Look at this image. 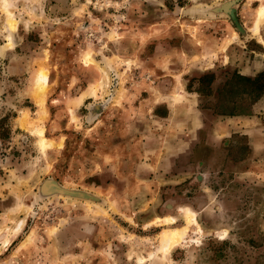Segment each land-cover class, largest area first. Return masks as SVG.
<instances>
[{"label": "rangeland", "instance_id": "374dc122", "mask_svg": "<svg viewBox=\"0 0 264 264\" xmlns=\"http://www.w3.org/2000/svg\"><path fill=\"white\" fill-rule=\"evenodd\" d=\"M261 7L0 0V264H264V161L236 177L247 138L197 131L263 95L215 65Z\"/></svg>", "mask_w": 264, "mask_h": 264}, {"label": "crops", "instance_id": "0c3cea01", "mask_svg": "<svg viewBox=\"0 0 264 264\" xmlns=\"http://www.w3.org/2000/svg\"><path fill=\"white\" fill-rule=\"evenodd\" d=\"M254 39L250 38L248 40L247 48H240V46L234 45L226 53V56L223 53L220 57V65L217 64L218 62L215 63L217 69L221 70V72L224 70L231 71L232 73L237 72L247 79H255L258 76L264 75V41L258 36H255ZM209 69L211 68L202 70L200 73H205ZM220 86V82H216V80L211 86L214 90V95L212 96L213 98L217 96V100L221 97L218 93V89L221 88ZM258 98L252 105L251 113L244 115L248 117L221 115L225 113L219 111L215 116L210 115L214 124L213 128L207 129L203 134H201V131L204 127L200 126L197 128V131L200 132V134L198 132L199 138L202 137L201 140L204 139L206 145L215 148H224V141L230 144L232 138H238V135L247 138L249 153L246 159L237 160L234 157H228L227 160L223 161V171H230L236 177L256 172V166H253L257 165L255 160L262 159L264 161V91L263 95H260ZM168 111L167 106V114L165 113L163 116H168ZM241 118L247 122L245 121L242 124ZM195 134L197 135V132ZM174 160L175 156L173 155L168 164H174ZM262 174L264 175L263 171Z\"/></svg>", "mask_w": 264, "mask_h": 264}, {"label": "bare ground", "instance_id": "6f19581e", "mask_svg": "<svg viewBox=\"0 0 264 264\" xmlns=\"http://www.w3.org/2000/svg\"><path fill=\"white\" fill-rule=\"evenodd\" d=\"M258 19H257V22L260 23V21H263L264 20V7H261L260 10L258 11ZM9 22V21H8ZM11 23V22H10ZM258 24V23H257ZM10 26V25H9ZM13 27V26H11ZM15 27V26H14ZM12 43V42H11ZM47 75V74H46ZM45 82V77H44V74L43 73H40L38 78H37V83H41V82ZM45 144V143H43ZM45 146V145H44ZM166 235V234H165ZM171 237L170 238H173L174 235H170ZM166 239H170L169 238V235H166ZM171 240V239H170ZM172 241V240H171Z\"/></svg>", "mask_w": 264, "mask_h": 264}]
</instances>
